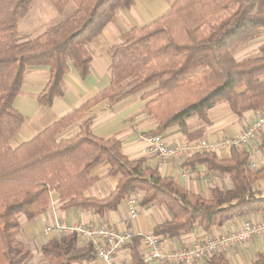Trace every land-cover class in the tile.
I'll return each mask as SVG.
<instances>
[{"label":"trees","instance_id":"16d2710c","mask_svg":"<svg viewBox=\"0 0 264 264\" xmlns=\"http://www.w3.org/2000/svg\"><path fill=\"white\" fill-rule=\"evenodd\" d=\"M32 2L0 0V264H32L33 250L20 238L21 216L35 220L48 209L53 192L62 208L92 209L101 218L140 192V205L157 203L168 210L170 218L153 230L166 238L264 214V193L256 187L264 181V165L253 168L246 148L233 146L221 155L196 151L183 160V168L201 164L208 176L227 179L228 186L211 185L205 196L162 176L144 157L129 158L119 137L97 136L93 115L81 120L76 133L63 136L103 100L115 105L140 92L143 99L150 98L146 112L157 122L147 132L150 135H161L177 124L189 136L187 119L197 115L209 122L208 110L220 102H227L238 116L260 113L264 44L257 54L240 60L234 52L264 32V0H175L163 14L133 27L124 41L111 47L108 87L32 139L11 146L26 120L15 101L27 69L49 67L48 81L37 99L44 107L52 106L65 94L64 79L72 68L81 79L88 77L93 59L90 43L116 19L119 9H130L135 0H50L59 13L71 3L74 10L34 40L21 41L18 22L30 12ZM259 146L264 151V133ZM102 162L109 164V174L118 177V184L106 197H87L85 191L98 180L91 170ZM140 243L141 236L136 235L125 245L132 264H146ZM41 251L48 264H82L98 258L93 242L80 245L77 232L50 238ZM253 263L264 264V253H257ZM204 264L232 262L222 252Z\"/></svg>","mask_w":264,"mask_h":264},{"label":"crops","instance_id":"0c3cea01","mask_svg":"<svg viewBox=\"0 0 264 264\" xmlns=\"http://www.w3.org/2000/svg\"><path fill=\"white\" fill-rule=\"evenodd\" d=\"M146 2H148L150 7H153V4L158 2V6L160 7L159 9L162 11V14L171 6L167 4L165 0H146ZM123 15L129 17V24H134L136 22H140L144 17L151 16V13L149 11H145L144 4L141 1L136 0L134 5L130 9L123 11L120 16ZM116 16V18H118L119 15ZM115 20L107 24L103 31L91 42L96 46L97 55L93 56L91 62V72L88 77L86 79H81L78 72L76 71V75L73 69L66 74L63 83L65 94L61 97H57L52 106L48 107L49 110L54 112L56 119L78 108L82 103H84L83 101L89 100L98 91L110 85L111 76L109 71L112 59L110 49L113 45L124 41L128 35L127 33H129L133 27H139L137 25L133 26L129 30L127 29V35H122V33L116 29ZM262 44H264V32L258 38L239 46L235 50L234 55L238 60L250 55H255L259 52V48ZM108 52L110 54H108L109 64L107 65L105 61L106 54ZM48 78V70L45 67H37L35 69L27 70L22 87L23 94L22 97H18L19 99H22L24 108L31 112H34L36 109V111L38 110V114H42L41 110H43L42 107L44 106L40 105L37 98L38 94L45 87ZM66 84L67 87H65ZM73 84L77 86V90H79L82 94H85L88 91V88L93 89V92L90 95L86 94L84 96V100H78L79 96H77L73 91V89H75ZM84 85H86V87ZM96 85H99V88H97L98 90H95ZM141 93L142 92L134 94L115 105L110 104L107 99L103 100L91 108V110H89L80 119L72 123L66 129L63 136H69L76 133L81 120L89 115H93L94 121L92 124V130L97 136L102 138L114 136L119 137L123 142V152L129 158L136 159L144 157L145 163L153 167H158L162 176L173 177L178 184L186 186L193 192L208 196V174L204 165H197L195 169L184 168L189 170L188 176L184 177L181 175L183 167L177 163H165L159 160V158L155 155H144L141 152L144 147V143L138 139L139 135L147 133L157 124L155 118L147 114L145 108L147 99H143ZM257 114V112L248 111L243 116H238L230 109L227 102H220L208 110L209 122L201 119L197 115H193L187 119L189 136L184 134L180 126L177 124L170 126L161 135L170 145L193 143L206 138L222 139L238 134L240 131L247 128ZM25 117L27 119L26 115ZM31 126L33 127V125L25 127L22 133L18 136L16 135V138L14 137L16 141L13 146H18L23 142L32 139L47 125L43 124L37 133L31 131ZM256 141L253 142L250 147L252 159L258 163V166L256 167L258 168L262 166L260 160L264 153L259 148ZM192 154L193 153L191 152L188 153L187 157ZM90 175L92 177H97L98 180L85 191V195L87 197H106L118 184V177L109 174V164L107 162H102L94 167L91 170ZM215 179L216 178L213 179L215 182L214 184L218 187L224 188L222 185L228 186V183L226 184L227 179H224V183H222L221 180L217 181ZM100 193H103L101 194L102 196H100ZM139 209L138 216L136 218H132L130 215L128 198H125L120 202L116 210L108 211L106 216L101 218L92 209L75 207L67 209L62 208L61 202L59 201V195L56 192H53L48 209L35 220L28 221L24 224L22 226V232H24L28 241L32 242L41 240L44 244L50 238L55 237V235H46L43 232L44 227L57 220H63L70 224L76 222L90 224L103 223L115 228L116 230H131L137 234H146L154 233L153 230L157 224L170 218L168 210L163 205L157 203H153L148 206L140 205ZM262 217H264V214L257 213L251 214L246 218L257 219ZM239 220H241V217L230 220L223 226L213 227L208 231L198 227L191 232L182 234L178 238H166L161 236L163 248L168 250L187 247L194 244L199 236L218 235L226 231L228 228L236 225ZM87 242L88 241L85 238L80 237V245H85ZM140 251L145 254V248L142 241L140 243ZM259 252L264 253V237H255L253 240L244 245L233 246L225 254L231 260L232 264H254V259ZM118 261L120 264H132L129 247L124 246L119 250ZM206 261H201L199 264H204ZM82 264L105 263L101 259L97 258L92 262Z\"/></svg>","mask_w":264,"mask_h":264},{"label":"built area","instance_id":"2783aa9c","mask_svg":"<svg viewBox=\"0 0 264 264\" xmlns=\"http://www.w3.org/2000/svg\"><path fill=\"white\" fill-rule=\"evenodd\" d=\"M264 133V109L256 115L252 123L240 131L222 139H200L193 143L170 145L162 135H150L142 133L139 140L144 143L141 152L144 155H155L162 162L177 163L181 165L188 153L196 151L215 152L219 155L226 153L231 147L246 148L251 151V145ZM252 155V152H251ZM260 163L264 165V154ZM258 163L252 159V167ZM188 169H182L181 175L186 177ZM142 194L134 192L128 197L130 215L136 218L139 214V206ZM46 235L60 236L70 232H77L82 238L93 242L97 250L98 258L105 264H120L118 252L129 243L136 235L141 236L145 248L144 261L146 264H199L219 253H227L236 245H244L255 237H264V217H241L231 228L218 235H202L196 242L187 247L178 249H164L161 235L155 233H135L131 230H116L106 224H90L76 222L70 224L63 220H57L44 227Z\"/></svg>","mask_w":264,"mask_h":264},{"label":"rangeland","instance_id":"374dc122","mask_svg":"<svg viewBox=\"0 0 264 264\" xmlns=\"http://www.w3.org/2000/svg\"><path fill=\"white\" fill-rule=\"evenodd\" d=\"M139 1H141L144 4L145 11H149L151 13V16L142 18V20L140 22H136L134 24H131V23L129 24V17L124 16V15L120 16L121 13L123 11H126L127 9H119L117 11V14H116L119 16L115 20V26H116V29L122 33V35L128 34L127 29L129 30L131 27L136 26V25L141 26L143 24H147L151 20L157 18L158 16H160L162 14V11H160V9H159L160 7L158 6V2L153 4L154 5L153 7H150L148 2H146V0H139ZM155 1H158V0H155ZM174 1L175 0H165V2L169 5H171ZM135 2H136V0H135ZM73 10H74V4L73 3L68 5V7L62 13H59L53 7L50 0H33L30 12L26 16L21 18L18 22L19 39L21 41L34 40L37 36H39L40 34L45 32L46 30L50 29L51 27L57 25L58 23H60L64 19H66L73 12ZM89 48L92 52V55L96 56L97 55L96 54V46L93 43H91L89 45ZM108 54H110V53L108 52L106 54V61H105L107 65L109 64V55ZM38 67L47 68L48 74H49V67L48 66H38ZM35 68H37V66H31L28 69H35ZM72 69H73L74 73H76V75H77L76 70L74 68H72ZM196 72H198V70H195L193 73H196ZM109 73H110V71H109ZM73 86L75 87V89H73V91L76 93L77 96H79L78 100H82V99L84 100V98H85L84 96L86 94L90 95L93 92V89L88 88V91L85 94H82L79 90H77V88H76L77 86L75 84H73ZM84 86L86 87V85H84ZM65 87H67V84L65 85ZM152 87L153 86H150V88H147V90L151 89ZM97 88H99V85H96L95 90H98ZM22 94L23 93H22V89H21V91L19 92V94L16 98V100L17 99L18 100H17V102L15 101V107L17 109H19L21 112H23L27 116V119L25 120L24 124L22 125V128L20 129V131L16 134L17 136L20 133H22V131H23V129H25V127H28L30 125H33V127L31 126V131L34 133H37V132H39V129L41 128V126H43V124L48 125L56 119V115L54 114L53 111L49 110L48 107H45V108L42 107V109H43V110H41L42 114L41 113L38 114V110L36 111V109L34 112H31V111L27 110L26 108H24V106L22 104V99L18 98L19 96L22 97ZM141 94H143V92ZM149 99L150 98H147V101ZM85 101H83V102H85ZM16 135L14 136L15 138H16ZM14 137L12 138V140L10 142L11 146L16 141ZM256 142H257V145L259 146L260 138ZM259 148H260V146H259ZM262 152L264 153V151H262ZM214 178H216L215 180H217V181L221 180V182L224 183L223 177L218 176L217 174L216 175L214 174V175L208 176L209 187L211 185H214V183H215L213 180ZM226 184H227V182H226ZM222 186L225 187V185H222ZM256 187L259 190H261L262 193H264V181H260ZM101 194H103V193H100V196H102ZM27 222L28 221L26 220V218L22 215L21 216L22 226L24 224H26ZM20 238L23 241H25L28 244V246L33 250L34 257L31 261L32 264H48L47 259L43 256V253H42L41 247H40L43 244V241H41V240L32 241V242L28 241L26 239V236L24 235V232L21 233Z\"/></svg>","mask_w":264,"mask_h":264}]
</instances>
